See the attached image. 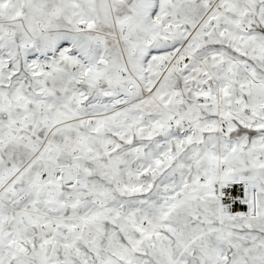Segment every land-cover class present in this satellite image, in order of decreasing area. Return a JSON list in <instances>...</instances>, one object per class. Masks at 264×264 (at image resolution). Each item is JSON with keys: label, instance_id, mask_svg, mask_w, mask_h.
I'll use <instances>...</instances> for the list:
<instances>
[{"label": "snow or ice", "instance_id": "snow-or-ice-1", "mask_svg": "<svg viewBox=\"0 0 264 264\" xmlns=\"http://www.w3.org/2000/svg\"><path fill=\"white\" fill-rule=\"evenodd\" d=\"M0 264H264V0H0Z\"/></svg>", "mask_w": 264, "mask_h": 264}]
</instances>
